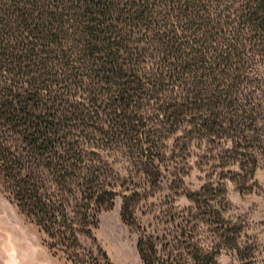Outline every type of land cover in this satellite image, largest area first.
Masks as SVG:
<instances>
[{"label":"trees","instance_id":"obj_1","mask_svg":"<svg viewBox=\"0 0 264 264\" xmlns=\"http://www.w3.org/2000/svg\"><path fill=\"white\" fill-rule=\"evenodd\" d=\"M262 103L264 0H0V191L53 245L113 204L114 154L147 173L178 133L263 154Z\"/></svg>","mask_w":264,"mask_h":264},{"label":"rangeland","instance_id":"obj_2","mask_svg":"<svg viewBox=\"0 0 264 264\" xmlns=\"http://www.w3.org/2000/svg\"><path fill=\"white\" fill-rule=\"evenodd\" d=\"M165 145L147 173L109 157L118 194L69 247L0 191V264H264L263 149L182 133Z\"/></svg>","mask_w":264,"mask_h":264}]
</instances>
